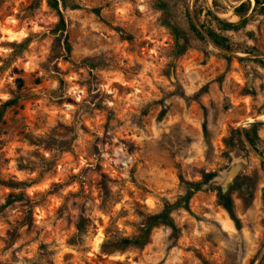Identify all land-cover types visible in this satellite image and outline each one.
I'll return each instance as SVG.
<instances>
[{
  "label": "rangeland",
  "instance_id": "374dc122",
  "mask_svg": "<svg viewBox=\"0 0 264 264\" xmlns=\"http://www.w3.org/2000/svg\"><path fill=\"white\" fill-rule=\"evenodd\" d=\"M170 1L191 44L175 60L187 98L170 97L160 119V100L175 90L165 78L174 39L150 0H69L62 13L73 52L56 61L49 60L56 11L44 0H0V106L19 97L0 121V179L9 183L0 184V264L257 263L263 162L242 135L248 154L228 141L241 124L264 120V65L253 61L264 59L228 63L191 32L190 0ZM215 1L220 18L249 19L245 29L222 33L264 55V17L252 13L254 0ZM213 2L192 0L201 25L195 11ZM244 2L251 8L240 17L234 10ZM58 122L77 131L74 151L51 139ZM204 172L218 175L196 193L191 213H174L179 239L158 226L142 248L119 247L162 210V198L180 196V177L200 182ZM219 186L230 190L240 230L220 205Z\"/></svg>",
  "mask_w": 264,
  "mask_h": 264
},
{
  "label": "trees",
  "instance_id": "16d2710c",
  "mask_svg": "<svg viewBox=\"0 0 264 264\" xmlns=\"http://www.w3.org/2000/svg\"><path fill=\"white\" fill-rule=\"evenodd\" d=\"M47 2L48 6L56 11L59 22L56 25L53 35L54 40L52 44V49L50 53L49 60L56 61V60H69L72 56L73 48L69 41L68 34H67V23L63 16L62 10H66L69 7L68 1L69 0H44ZM151 7L154 8L161 14L160 22L163 27H165L170 35L174 39V46L171 51V59L173 60L168 69L165 72V78L168 80L170 85L175 87V90L171 93L165 94V97L159 102V105L162 107L159 118L163 119L167 115V108H166V101L170 97H180L183 99L187 98V94L176 74V66L175 60L182 57L186 52L190 49L191 44L189 41L188 36L185 34L180 22L178 20V15L176 14L175 7L170 0H150ZM214 8V10H213ZM250 2H244L240 4L238 7L235 8V14L239 15L240 17H244L250 11ZM73 10L82 9V6L79 4L72 5ZM221 6L218 2L214 0L213 6H205L196 12V16L199 18V15H204L205 22L202 24L203 28L206 29L210 38L214 41L216 45L219 47L229 50V51H236L245 54L251 53L253 50L244 49V48H237L236 43L227 35H224L222 31H234L238 32L246 28L249 19L244 18L238 23L229 22L223 18H220L217 14H215V10L220 12ZM95 13L100 16V10H94ZM252 13L254 15H258L264 17V0H254V7L252 9ZM185 17L191 29V32L196 36V38L202 42H205L204 38L197 30V28L191 22L188 12L185 11ZM222 56L224 60L228 63L232 58L227 55L219 54ZM249 60H245L244 58L239 59L241 65H244ZM259 64L264 65L263 60H253ZM252 80V79H250ZM22 80H19V86H22ZM246 95L251 96L252 98L256 97V92L247 88ZM19 103V97H11L5 100L2 105L0 106V121L2 120L3 116L7 112L8 109L16 106ZM147 115V114H144ZM58 128L56 131L53 132V139L58 145L57 147L63 152H72L74 151L73 143L77 140L78 134L77 131L74 130V127L68 126L64 123L58 122ZM57 128V125L54 126L53 129ZM264 128V123H253L250 128L245 129L244 133L248 138L249 142L260 152L264 155V138L261 135V130ZM204 134L207 133V127L204 123L202 126ZM56 133V134H55ZM52 135V134H51ZM242 132L239 129L233 130L232 135L229 138L228 145L240 149L245 153H250L247 147L244 145L241 139ZM70 138V142L66 138ZM264 168V163L262 164ZM217 173L215 172H204L202 174L203 179L200 182H192L180 177L181 182V190L182 193L178 196L174 201L169 200L168 198H162L163 208L160 212L155 214H149L144 223L140 228V232L137 236L133 238H123L119 241V247H137L142 248L145 246L150 239L152 231L154 228L158 226H164L168 228L171 232V237L174 239H179L181 229L178 226L177 222L174 218V213L178 210H184L186 212L191 213L190 204L193 200L194 196L197 192L202 191L206 185L211 183L214 178L217 177ZM0 184L8 185L6 181L0 179ZM138 186L140 184L136 182ZM235 186V185H234ZM141 187V186H140ZM239 187V185H238ZM217 197L220 202L221 207L224 211L228 214L230 220L233 222L237 230L241 229L240 220L234 210V204L232 197L230 195V190H227L223 187L217 188ZM78 231L81 232V229L78 227ZM261 264H264V259Z\"/></svg>",
  "mask_w": 264,
  "mask_h": 264
},
{
  "label": "water",
  "instance_id": "95a60500",
  "mask_svg": "<svg viewBox=\"0 0 264 264\" xmlns=\"http://www.w3.org/2000/svg\"><path fill=\"white\" fill-rule=\"evenodd\" d=\"M192 6V0H190L189 2V15L190 18L194 24V26L198 29V31L200 32V34L202 35V37L204 38V40L210 45L212 46L214 49L218 50L219 52L223 53L224 55L227 56H233L236 57L238 59L241 58H255V59H264V55H254V54H245L244 56H240L237 53H234L232 51L223 49L221 47H219L218 45H216L214 43V41L210 38V36L208 35L207 31L202 27V25L200 24V22L197 20V18L195 17L194 12L191 9ZM253 123H264V120L261 119H254V120H249L243 124H241L240 126V131L242 132V138L243 141L245 142L246 146L250 149V151L252 153H254L263 163H264V155L261 154L248 140V138L246 137L244 130L248 127L251 126ZM244 163L240 162L238 164H235L232 166V168L229 171V178L233 179L234 177H236V175L238 174V172L244 167ZM264 259V248L262 250V252L260 253L259 257H258V261L256 264H261L262 261Z\"/></svg>",
  "mask_w": 264,
  "mask_h": 264
},
{
  "label": "built area",
  "instance_id": "2783aa9c",
  "mask_svg": "<svg viewBox=\"0 0 264 264\" xmlns=\"http://www.w3.org/2000/svg\"><path fill=\"white\" fill-rule=\"evenodd\" d=\"M121 153H122V150L119 149V150H118V156H119V157H122Z\"/></svg>",
  "mask_w": 264,
  "mask_h": 264
},
{
  "label": "bare ground",
  "instance_id": "6f19581e",
  "mask_svg": "<svg viewBox=\"0 0 264 264\" xmlns=\"http://www.w3.org/2000/svg\"><path fill=\"white\" fill-rule=\"evenodd\" d=\"M230 15H231V13H230ZM229 16V15H228ZM262 119H264V116L262 117Z\"/></svg>",
  "mask_w": 264,
  "mask_h": 264
}]
</instances>
